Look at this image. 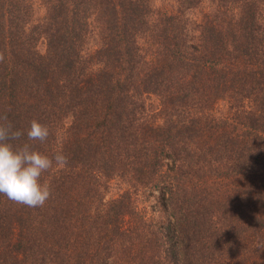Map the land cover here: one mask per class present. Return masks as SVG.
Segmentation results:
<instances>
[{
	"label": "trees",
	"instance_id": "1",
	"mask_svg": "<svg viewBox=\"0 0 264 264\" xmlns=\"http://www.w3.org/2000/svg\"><path fill=\"white\" fill-rule=\"evenodd\" d=\"M0 54L16 143L68 158L0 194V264H264V0H0Z\"/></svg>",
	"mask_w": 264,
	"mask_h": 264
},
{
	"label": "clouds",
	"instance_id": "2",
	"mask_svg": "<svg viewBox=\"0 0 264 264\" xmlns=\"http://www.w3.org/2000/svg\"><path fill=\"white\" fill-rule=\"evenodd\" d=\"M3 60L0 54V62ZM24 135L23 130L13 127L7 112L0 115V194L30 208L43 207L53 191L51 185L42 180L43 174L53 167H65L68 158L62 151L49 156L34 150L27 142L16 143ZM49 135V127L36 119L26 131L28 141L44 142Z\"/></svg>",
	"mask_w": 264,
	"mask_h": 264
},
{
	"label": "rangeland",
	"instance_id": "3",
	"mask_svg": "<svg viewBox=\"0 0 264 264\" xmlns=\"http://www.w3.org/2000/svg\"><path fill=\"white\" fill-rule=\"evenodd\" d=\"M155 3H156V5L159 4L160 0H155ZM35 9H36L37 15H41L44 12L43 8L37 4L35 5ZM38 48L40 50H44V40L43 39H41L40 42L38 43ZM114 185L115 186L112 190L113 192L116 191L118 188L116 186V184H114ZM112 191H111V193H113ZM142 199H144V198L141 196H140V199H138L140 206H144L148 213L156 214L157 212H155L156 210H154V209H156L154 198L152 196H150V198L148 200H142Z\"/></svg>",
	"mask_w": 264,
	"mask_h": 264
}]
</instances>
